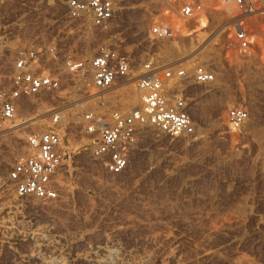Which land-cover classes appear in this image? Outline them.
I'll list each match as a JSON object with an SVG mask.
<instances>
[{
  "label": "rangeland",
  "instance_id": "obj_1",
  "mask_svg": "<svg viewBox=\"0 0 264 264\" xmlns=\"http://www.w3.org/2000/svg\"><path fill=\"white\" fill-rule=\"evenodd\" d=\"M47 1L0 2V94L10 86L13 63L21 51L56 45L65 52H93L95 42L70 32L63 9L60 5L51 8ZM173 6L168 0H129L118 33L131 54L134 75L147 59L186 68L185 60L200 51L189 66L207 65L215 80L206 86L188 84L196 111L195 136L171 139L147 129L126 171L113 176L92 157L91 139L76 124L74 115L81 107H59L65 124H75L72 137L65 141L68 156L57 172L58 199L41 201L16 195L8 173L27 153L26 135L50 128L46 119L49 97L21 101L15 123L35 117L27 125L4 131L11 124L0 121V178L12 187L11 197L0 184V201L15 198L23 203L16 214L2 217L12 218L25 233L48 225L43 231L58 240L55 248L66 256V264H88L73 255L86 254L106 237L119 243L115 242L113 251L129 252L138 243H146L149 235L153 236L147 244L150 250L161 256L167 253L175 264H264V21L253 19L252 44L245 54L236 50L223 27L235 13L210 11L215 23L208 20L200 41L180 35L155 39L149 34L153 24L166 21L174 26ZM54 64L47 61L44 65L65 73ZM232 105L249 113L236 133L228 131L225 123ZM8 236L0 234V264H39L27 259L19 262L32 243ZM55 248L49 250L56 252Z\"/></svg>",
  "mask_w": 264,
  "mask_h": 264
},
{
  "label": "built area",
  "instance_id": "obj_2",
  "mask_svg": "<svg viewBox=\"0 0 264 264\" xmlns=\"http://www.w3.org/2000/svg\"><path fill=\"white\" fill-rule=\"evenodd\" d=\"M168 1L174 3L172 13L182 27L177 29L166 21L153 24L149 34L157 40L184 36L201 15L214 25L210 11L235 13L223 27L236 50L245 54L252 44L253 19L264 21V0ZM49 2V7L60 5L63 9L70 32L82 35L85 41H94L95 47L91 54L65 52L56 45L21 51L13 63L10 86L0 94V121L11 125L17 120L23 99H50L46 114L50 128L26 135L27 153L12 164L8 173L16 195L41 201L58 199L57 172L68 156L65 141L72 137L75 124H65L59 107H81L74 118L79 129L93 141L92 157L101 161L110 175L119 176L128 168L131 154L147 129L171 139L195 136L196 120L188 84L206 86L215 80L214 72L205 64L174 69L150 59L134 75L131 54L123 48L118 33V22L129 0ZM47 61L59 65L65 73L55 66L46 67ZM132 96L138 98L137 104L124 107L123 101ZM226 118L233 129L239 130L248 121L249 113L233 106L227 110Z\"/></svg>",
  "mask_w": 264,
  "mask_h": 264
},
{
  "label": "bare ground",
  "instance_id": "obj_3",
  "mask_svg": "<svg viewBox=\"0 0 264 264\" xmlns=\"http://www.w3.org/2000/svg\"><path fill=\"white\" fill-rule=\"evenodd\" d=\"M214 14H217V13H214ZM214 16L216 17V15H214ZM212 19H214V18H212ZM173 23H174V27L177 28V29H180L182 27V22L178 21L177 19H175ZM207 27H208V19L206 18V16L201 15V16H199L195 20L194 25H193V29L189 33L184 34V36H182V37H186V38H190V39H193V38H196L197 39L198 38L197 41H200L206 35L204 33L205 32L204 30H206ZM193 53H195V51L189 53L185 57H189ZM199 55H200V51H199V53L197 52L196 55H193L192 57L188 58L189 60H187V61L185 60V64H188V65H186V68L187 69L190 68L189 64L191 65L192 59H194L196 56H199ZM122 85H124V84H121L120 86H122ZM137 102L138 101H136V98L134 96H132V98L128 99L127 101H123V105H124V107L127 106V105H129V104H131V103H132V105H135V104H137ZM21 104L22 103H20L19 105L22 106ZM194 105H195V103H194ZM194 108L195 107H192V113H193V115H195V112H196ZM21 109H23V108H21ZM18 111H20V108L18 109ZM34 118L35 117L30 118V119H26L25 121H22V122H19V123H15L13 125H10V127L4 128L3 130L4 131L14 130L15 128L21 127L24 124L27 125V123H29ZM70 118H73V117H70ZM38 121L39 122H43V119H39V120H37V122ZM225 123H226V127H227L228 131H230L231 133L238 132V130L233 129L231 127V125L228 123V120L226 118V114H225ZM90 142L92 143L93 141L91 140ZM0 184L2 186H4V189H3L4 190V193L7 194L8 196H11L12 197V195H11V189H10L12 187H9V185L7 186L6 184L4 185V182L2 181V179L0 180ZM1 199H3V198H1ZM12 199H15V198H11L10 201L7 202V203H4V201H0V234H2V235L3 234L10 235L11 237L8 236L10 238H12L14 236L17 237V238H21V239H19L20 241H22V238L23 239H26V240L28 239L29 240L28 242H31L32 243L31 249H29V251H27V254L25 252V255L24 256H20V261L19 262H23L24 259H27V260L36 261V262L38 261L39 264H66V262L64 260V258L66 256L65 257L62 256L61 252L58 251L59 249L55 248V246L57 244H59L58 243V240L57 239L55 240L54 237H50L48 235V233L46 234V231H43L44 228L47 229V227H49L48 225L46 227H44L42 230L41 229H35L34 231L26 232L25 233L24 231H21V228L20 227H16V225H14V222L12 223V221H11L12 218L10 216L9 217L11 218V220L10 219H3L2 216L5 215V214H6V217H7L8 214L10 215V213L16 214V211L18 210V208L19 207H22V205H23L22 201H17L16 199L15 200H12ZM51 228H52V226H51ZM48 230H50V229H48ZM26 231H28V230H26ZM51 232H52V230H51ZM12 235H14V236H12ZM56 235H58V233ZM146 238L147 239H145V241H144L146 243H141L140 245L138 243V247L137 248L134 247V246L132 247V248H136L135 250H131L129 252H124V251L122 252V250H121L119 252H116V250L113 251L114 247L112 249V246L116 245L115 244L116 238H113V237L109 236V237H106V239H104L102 242L100 241L98 243H95V245L93 244L94 245V246H92L93 248L92 249L90 248L91 251L88 250L89 252H87L86 254H83L82 253V255H80V254L77 255L76 254V256L75 255H73V256H74V258L76 260H78V259L79 260L80 259L81 260H85L86 263H88V264H175V262L173 261L174 258L171 257V256H170L171 258H169L168 257L169 255L167 256V253H165L166 255L161 256L162 254L156 255L154 253L155 250L154 251L150 250V248L148 247L147 244L150 245L151 240L153 241V236H150L149 235V236H146ZM116 243H118V242H116ZM121 246H122V244H121ZM124 246L125 245H123L122 247H124ZM117 247H118V245H117ZM129 247L130 246H128V248ZM46 248L48 250H49V248H51V249L53 248L52 250H54V248H55L58 252L57 251L56 252L55 251H51V249L49 251H44L43 252L42 249L45 250ZM58 248H60V247H58ZM128 248H126V249H128ZM13 249H11V250H13ZM61 249L66 250L64 248H61ZM115 249H117V248L115 247ZM171 251L172 250H170V252ZM64 254H65V252H64ZM67 256H69V255H67ZM70 263H72V261ZM81 263H82V261H81ZM178 263H180V261ZM202 264H206V261H204Z\"/></svg>",
  "mask_w": 264,
  "mask_h": 264
}]
</instances>
